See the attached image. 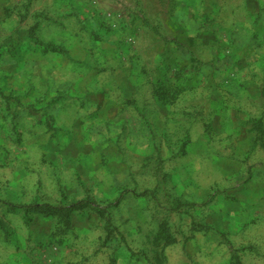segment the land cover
<instances>
[{
  "label": "rangeland",
  "instance_id": "rangeland-1",
  "mask_svg": "<svg viewBox=\"0 0 264 264\" xmlns=\"http://www.w3.org/2000/svg\"><path fill=\"white\" fill-rule=\"evenodd\" d=\"M219 4L0 0V264H264V68Z\"/></svg>",
  "mask_w": 264,
  "mask_h": 264
},
{
  "label": "crops",
  "instance_id": "crops-1",
  "mask_svg": "<svg viewBox=\"0 0 264 264\" xmlns=\"http://www.w3.org/2000/svg\"><path fill=\"white\" fill-rule=\"evenodd\" d=\"M213 1V0H212ZM221 0H214V5L219 6V2ZM246 1V0H245ZM220 7V6H219ZM246 16L248 17V26H247V33L248 39L243 44V48H240L241 51L237 55H241L245 51H248L249 54L246 55L247 59H250V70L248 80L253 79V75L259 73V70H263L264 68V53L262 54V59H260L261 55L259 56L258 53L260 52V47L264 48V26L258 24L257 17H261L263 20L264 18V3L263 0H247L246 6ZM261 14V15H260ZM262 40V41H261ZM243 50V51H242ZM254 65V66H253ZM257 68L259 70H257ZM249 96L253 99H256L257 94H251ZM253 108V105L249 107V109ZM255 109V110H254ZM254 112H257V108H253Z\"/></svg>",
  "mask_w": 264,
  "mask_h": 264
},
{
  "label": "trees",
  "instance_id": "trees-1",
  "mask_svg": "<svg viewBox=\"0 0 264 264\" xmlns=\"http://www.w3.org/2000/svg\"><path fill=\"white\" fill-rule=\"evenodd\" d=\"M167 40V39H166Z\"/></svg>",
  "mask_w": 264,
  "mask_h": 264
}]
</instances>
